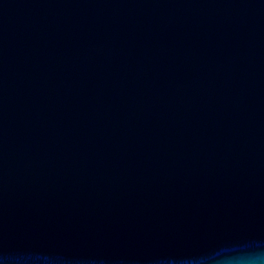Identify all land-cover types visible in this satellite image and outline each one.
I'll use <instances>...</instances> for the list:
<instances>
[{"label":"water","instance_id":"water-1","mask_svg":"<svg viewBox=\"0 0 264 264\" xmlns=\"http://www.w3.org/2000/svg\"><path fill=\"white\" fill-rule=\"evenodd\" d=\"M0 264H264V0H0Z\"/></svg>","mask_w":264,"mask_h":264}]
</instances>
